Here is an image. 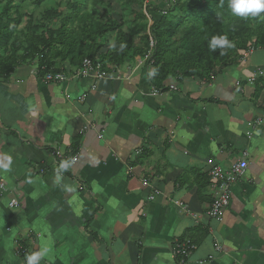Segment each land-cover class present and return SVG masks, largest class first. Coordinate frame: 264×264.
<instances>
[{"label":"crops","instance_id":"0c3cea01","mask_svg":"<svg viewBox=\"0 0 264 264\" xmlns=\"http://www.w3.org/2000/svg\"><path fill=\"white\" fill-rule=\"evenodd\" d=\"M254 52L209 80L168 79L167 92L147 85L152 66L62 84L27 65L0 77V264L43 247L40 264H264V50ZM244 152L247 176L210 219L211 170ZM185 241L197 248L181 262L172 251Z\"/></svg>","mask_w":264,"mask_h":264},{"label":"trees","instance_id":"16d2710c","mask_svg":"<svg viewBox=\"0 0 264 264\" xmlns=\"http://www.w3.org/2000/svg\"><path fill=\"white\" fill-rule=\"evenodd\" d=\"M14 1L16 0L3 1L6 5L2 15H0V51L6 53L9 26H11V22H16L18 19H5L3 16L8 18ZM19 1L21 2V0ZM214 1L192 0L188 7H180L177 1L165 14H163L161 9H157L162 15L159 19L152 18L149 27L152 32L150 36H142V32L146 29L144 26L132 31L130 35L120 33L119 37H117L124 42L126 49L133 52L130 55L124 49L125 51L119 52L117 56L107 52L103 56L101 51L105 47L104 44L97 45V47H93L89 43L84 44L83 42L78 46L74 43L70 46L68 45L67 56H71L69 69L66 66L57 65L55 62L56 55L52 57L46 53V50L49 51L53 47V40L55 39L52 36L39 38L33 32L34 35L30 37L34 40L32 45L33 54L16 58L14 54L17 50L15 49L9 57L0 56V77L9 78L18 67L27 63L29 58H38L37 76L40 78L49 73H71L79 68L85 59L96 60L97 58H102V70L110 73V68L118 69L124 65L127 59L142 55L141 51L137 52L135 51L136 49L134 50V38L141 36L147 48L151 38L155 43L152 57L146 61V65L152 66L155 70V77L147 81L148 86L161 92H167L168 89L165 87V82L168 79L209 80L218 76L230 66L238 64L243 59L240 51L243 54L251 49L264 50V13L255 17H238L231 13L226 3L222 6L221 0H216V3L213 4ZM42 2L43 0H34L36 6H40ZM68 6L74 9L77 8L76 5L72 4ZM227 14L236 18V21L230 22V32L234 33L235 31V35H227L224 31L226 27L224 16H228ZM150 15L152 16L151 13ZM3 20L7 21L3 22ZM112 22L111 26L105 25L94 34L104 36L110 31L117 30L120 25L116 24L115 21ZM255 24L257 25V30L253 29ZM62 33H65L64 30ZM94 34H92L93 36L87 35V41L94 43ZM218 35L227 36L234 46L226 49L217 48L215 51H211L209 48L210 41L214 36ZM240 39L243 42L238 43ZM222 52L223 54H221ZM67 56H64V60L68 58ZM104 58L107 60L106 63ZM64 62L62 61V63ZM107 63L110 64V68L106 67Z\"/></svg>","mask_w":264,"mask_h":264},{"label":"rangeland","instance_id":"374dc122","mask_svg":"<svg viewBox=\"0 0 264 264\" xmlns=\"http://www.w3.org/2000/svg\"><path fill=\"white\" fill-rule=\"evenodd\" d=\"M3 1L5 0L0 1V15H2V11L6 5ZM177 1L180 7H188L192 3V0H172L169 1V3L161 2L160 0H43L40 6H36L34 0H21V2L16 0L11 6L12 8L10 9V15L8 18L3 16L5 19L18 20H16V22H11L7 37V53L0 51V56L9 57L15 49L17 50L14 54L16 58L32 55V45L34 44V40L30 37L34 35L33 32H35L36 36L39 38H49L52 36L55 39L53 40V47L49 51L46 50V53L52 57L56 55L55 62L57 65L66 66L67 69L70 68L69 60L71 57L67 56L68 45L70 46L73 43L77 46L80 45L81 42L84 44L89 43L90 45H93V47L104 44L105 47L101 51L103 52V56L107 53L117 56L119 52L126 49L124 42L117 38L120 33L130 35L132 31L145 26L146 29L142 32V36H150L152 32L149 27L152 18L159 19L162 15L157 9H161V11L170 10ZM215 3L216 0L213 4ZM70 4L76 5L77 8L74 9L68 6ZM220 11L223 12L222 10ZM228 16H224L226 20L224 31L227 35H235V31L234 33L230 32V22L236 21V18L233 17V15ZM5 21L7 20H3V22ZM112 21H115L116 24L120 25L117 30L110 31L104 36L94 34L105 25L111 26L113 23ZM253 29L257 30L256 24L253 25ZM63 30L65 32L64 34L62 33ZM92 34L95 36L94 43L87 41V35ZM151 40L153 39H150L147 48L141 36L135 37L134 50L136 49L135 51L137 52L141 51L142 55L127 59L124 65L120 66L121 68L119 71L124 70V68L127 70L126 67L130 70L137 67L139 75L142 74L143 69L148 67V65H145L142 62L149 53ZM240 42H243V40H238V43ZM126 50L129 55L133 53L128 49ZM254 51L255 49H251L247 50L244 54H242L241 51L240 53L243 55V59L247 60V57L249 58L250 54L253 55L255 53ZM65 55L68 57L66 60H64ZM100 59L102 61V58ZM104 60L106 63L107 60L105 58ZM62 61L65 62L62 63ZM37 62L38 58H29L27 63L23 65L30 67L33 66L34 73H36L38 68ZM106 67L110 68V64L107 63ZM255 71L262 72L263 70L258 69ZM254 74L256 73L254 72ZM62 83L65 82H61V84ZM262 103H264V99Z\"/></svg>","mask_w":264,"mask_h":264},{"label":"built area","instance_id":"2783aa9c","mask_svg":"<svg viewBox=\"0 0 264 264\" xmlns=\"http://www.w3.org/2000/svg\"><path fill=\"white\" fill-rule=\"evenodd\" d=\"M161 2H168L172 0H160ZM163 14L166 11L162 10ZM154 49V42L151 40V48L149 49V53L146 55L145 60H147L150 55H152ZM102 65L99 59L91 60L85 59L81 66L75 69L71 73H49L42 77V81L45 83H61V82H71L73 80L87 78L91 80H101L106 77L104 73H102L101 69ZM38 71H36V74ZM258 74V72H256ZM262 108L264 109V103H262ZM264 123V117L259 120V123ZM56 157L59 160L65 161L66 156L61 155L60 152H56ZM250 157L247 152H244L243 157L232 166L223 168V167H215L210 172V183L213 190V202L211 207L208 210V216L213 220H220L224 213L229 209L231 200H232V188L233 185L241 181L247 176L248 169L250 166ZM71 161H76V157L71 158ZM44 170H41L43 173ZM146 186H149L148 183H145ZM156 190V189H155ZM9 189L4 184L3 180H0V202L6 199V195L8 194ZM158 194L157 190L153 193ZM154 195L150 196V200H154ZM19 206V202L16 199H12L8 202L9 208H16ZM196 246L191 241H185L183 243H175L174 249L172 251V256L175 259H180L181 262L186 261L192 255V253L196 250ZM19 254L22 258H25L26 264V256L29 255V252L25 249L19 250Z\"/></svg>","mask_w":264,"mask_h":264},{"label":"clouds","instance_id":"9594fccd","mask_svg":"<svg viewBox=\"0 0 264 264\" xmlns=\"http://www.w3.org/2000/svg\"><path fill=\"white\" fill-rule=\"evenodd\" d=\"M225 3H226L227 8L231 11V13L234 16H238V17L252 16V17H255V16H258V15L264 13V0H221L222 6ZM233 46H234L233 43L228 39V37L223 36V35L214 36L211 39L210 44H209V48L211 51H215L217 48L226 49V48H231ZM221 54H223V52ZM151 57H152V55H150V57L148 59H150ZM99 60L101 63L102 62L101 59H99ZM142 63L146 64L147 62H146V60H144ZM101 65L103 66V64H101ZM101 69H102V67H101ZM102 73L107 74L106 72H104V70H102ZM260 73L261 72L258 71V74H260ZM41 80H42V78H41ZM49 84H57V83H49ZM145 183H148V181L144 182V185H145ZM148 185H149V183H148ZM147 187L150 188L151 185H149ZM156 190H157L158 194L154 195L153 193ZM156 190L154 188L152 189V195H154V197H156V195L160 194V191L158 189H156ZM175 204L177 206H181L178 203H175ZM47 254H48V248L43 247V248L27 255L26 256V264H40L41 259L43 257H45Z\"/></svg>","mask_w":264,"mask_h":264}]
</instances>
